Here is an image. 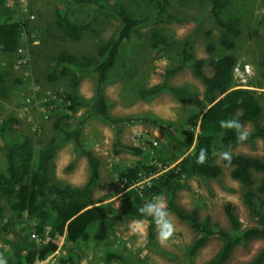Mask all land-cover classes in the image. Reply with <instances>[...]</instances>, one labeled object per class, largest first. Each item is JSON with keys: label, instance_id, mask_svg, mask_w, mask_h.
Listing matches in <instances>:
<instances>
[{"label": "rangeland", "instance_id": "obj_1", "mask_svg": "<svg viewBox=\"0 0 264 264\" xmlns=\"http://www.w3.org/2000/svg\"><path fill=\"white\" fill-rule=\"evenodd\" d=\"M171 1L188 9L197 18L194 20L176 17L166 23L146 24L138 28L121 49V56L128 59L129 67L126 68L120 56L107 74V81L103 86L107 113L113 118L127 117L128 121L115 126L116 124L93 115L87 119L79 136L81 148L91 151L98 160L99 181L93 187V197L101 200L99 204L108 206L109 216L123 211L121 195L125 190H117L116 178L125 166L139 161H153L162 169L174 163L173 152L161 150L166 143L161 131L138 118L148 116L163 122L171 121L179 129L184 126L185 117L192 111L199 110L203 103V84L194 77L188 65L168 78L171 85L187 87L188 96L184 101H179L167 91L148 98L139 96L140 89L158 83L163 78L164 68L175 65L179 60L176 43L173 46L152 48L149 45L148 29L159 28L175 42L188 39L191 46L189 52L193 57L207 59L214 52L225 51L215 49L209 53L205 49L207 41H214L217 29L206 16L207 7L203 0ZM4 2L16 11L15 17L21 24L24 23V27L22 25L21 39L16 51L0 54V70L6 72L4 95H0V121L9 116H14L17 120L16 126L6 130V137L15 139L23 135L35 146L47 145L52 136L58 135L56 123L62 115H66L65 120L71 121L72 127L76 115L84 110L80 107L79 111L77 109L71 114L66 110L68 103L62 99L63 91L68 90L69 79L49 78L52 58L61 50L84 56L86 59L93 56L97 46L114 35L119 22L110 12L94 11L88 5H73L72 12H69L71 18L87 25L75 40L54 24L55 10L61 6L57 0ZM124 4L129 10L137 9L142 12L150 9L152 1L124 0ZM239 8L241 31L232 50L236 57L233 85L249 88L254 92L262 108L259 119L264 120V1L232 0L229 14L236 16ZM204 70L209 73L208 67ZM78 76L79 82L75 91L82 98L80 103H83L93 93L94 76L83 72ZM244 125L249 131L252 129L250 123ZM116 136L120 145L114 143ZM125 145L138 146L143 152L127 150L123 147ZM79 149L72 141L61 142L49 165V177L72 184L86 180L88 162ZM220 150L214 153L213 160L208 165L209 168L217 167L218 173L215 176L191 175L176 191L175 200L185 208H196L200 218L208 215L211 221L225 231H231L223 210L226 203L233 206L240 228L255 225L256 219L242 201V193L246 187L230 176V167L221 164ZM233 151L264 158V138L256 137L243 143L237 141ZM3 166L4 159L0 152V170ZM252 174L258 177L262 172L253 170ZM140 175L132 188H139L149 181V177H144L141 173ZM261 197L263 200L260 210L264 211V193ZM0 202L3 205L0 238L11 239L23 226L33 225V219L24 215L14 216L5 206V201L1 199ZM169 212L175 232L164 246L157 240L155 223L154 234L149 238L148 222L128 216L123 220L110 219L108 234L101 242L89 238L79 245H69L60 236L56 237L60 246L57 244L58 250L45 257V264H58V255L65 244L79 254L81 264H201L208 261L221 247L222 241L212 236L194 253H187L186 246L195 232L186 222ZM46 228L45 231L48 229ZM28 237L34 242L39 240L36 235ZM262 243V239L253 238L237 244L223 264L249 260ZM105 250L119 253L122 260L105 261L102 255ZM1 254L10 257L12 251L7 249V254Z\"/></svg>", "mask_w": 264, "mask_h": 264}, {"label": "trees", "instance_id": "obj_2", "mask_svg": "<svg viewBox=\"0 0 264 264\" xmlns=\"http://www.w3.org/2000/svg\"><path fill=\"white\" fill-rule=\"evenodd\" d=\"M61 5L55 10L54 24L68 37L77 40L87 25L71 18L73 5H88L92 10H104L113 14L119 26L113 36L97 46L93 56L87 59L74 53L61 50L51 60V71L48 76L55 80L60 77L69 79L68 90L63 91L62 101L67 102L66 110L69 114L82 107L84 110L71 121H66L62 115V125L57 124L58 135L51 137L47 145L35 146L27 136H18L8 139L6 130L17 123L14 116H9L0 121V151L3 154L4 166L0 170V201L3 199L7 209L17 217L25 214L34 220V225L24 226L19 233L13 235V241L8 242L0 238V252L4 245L12 251L10 257H5L7 264H33L36 260L44 259L57 247L56 235H64L65 240L79 245L87 239L101 242L108 234L110 219L123 220L125 217H134L148 222V237L154 234L151 217L142 216L138 209L145 201L152 200L157 195H163L168 210L178 218L185 221L195 232L186 252L192 254L201 247L210 237L216 236L222 241L221 247L206 262L201 264H223L230 255L234 246L247 242L253 238L262 239L263 243L254 255L246 261L235 264H263L264 261V211L260 205L264 193V158L234 152L237 143L235 130L222 128L221 120L238 118L242 124L250 123L248 140L256 137L264 138V120H260L262 108L249 88L233 85V67L236 57L232 53L235 41L240 34V19L229 14L232 0H203L206 5V16L211 25L217 29L214 41H207L205 49L211 53L215 49L223 52H214L207 59L193 57L190 53L189 40L181 42L172 41L171 36L163 34L159 28L148 29L150 36L149 45L152 48L159 46H173L177 49L179 60L171 67L164 68L163 78L158 83L139 90L141 98L157 95L167 91L179 101H184L188 96L186 86H174L168 78L186 65L191 73L203 84L202 101L199 110L192 111L184 119V126L179 128L172 125L171 121H161L157 118L144 116L143 122L149 123L159 129L166 140L161 150L173 152L175 156L171 166L159 169L153 161H139L130 166H125L118 172L116 178L117 190H125L121 195L122 212H110L107 205L96 204L93 200V187L98 184V160L87 149H82L79 143L84 123L93 115L109 123L118 124L127 122V117H110L107 113V101L103 96V86L107 81V74L113 67L115 60L121 56V49L131 35L140 27L158 22L166 23L169 19L180 17L182 19H196L197 16L188 9L173 3L171 0L152 1L151 7L146 11L128 9L124 0H57ZM147 0H138V2ZM184 1V0H183ZM202 1V0H200ZM264 1V0H263ZM16 11L0 0V54L14 52L18 48L22 25L15 17ZM97 57V58H96ZM126 68L129 67L128 59L121 56ZM208 67L209 73L204 68ZM90 73L94 76L93 93L91 97L80 103L82 98L76 93L75 88L79 82L80 73ZM6 72L0 70V95H4V82ZM67 115V117L69 116ZM174 127V128H173ZM117 128V127H116ZM176 131V132H175ZM72 141L86 156L88 162V176L81 185H73L51 179L48 175L49 165L61 142ZM115 144H119L116 136ZM120 145V144H119ZM127 150L142 153L138 146H123ZM201 148L207 149V159L204 164H197L196 158ZM230 151L232 162L229 174L244 185L242 201L248 211L256 219L255 225L240 228V221L230 203L223 207L231 231L220 229L210 220L208 215L199 217L195 208H185L175 200L178 188L191 175L215 176L218 168H209L214 152ZM117 153V150H114ZM159 159V157L157 156ZM226 166V161L220 159ZM253 170H260L262 175L255 177ZM140 173L149 177V181L139 188L131 186L138 181ZM0 202V216H2ZM48 227L45 233L47 240L43 239V228ZM20 233L22 235H20ZM37 233V234H36ZM42 235L40 242H34L28 235ZM15 245V246H14ZM105 261L122 260L119 253L105 250ZM110 259V260H109ZM58 264H81L79 254L66 244L62 246L57 258Z\"/></svg>", "mask_w": 264, "mask_h": 264}, {"label": "clouds", "instance_id": "obj_3", "mask_svg": "<svg viewBox=\"0 0 264 264\" xmlns=\"http://www.w3.org/2000/svg\"><path fill=\"white\" fill-rule=\"evenodd\" d=\"M222 128L235 130L237 133V141L243 143L248 140L250 132L246 125L242 124L238 118L221 120ZM219 158L226 161V166L231 165L232 153L224 151L219 154ZM207 159V149L201 148L196 158L197 164H204ZM142 216L151 217L157 229V240L164 246L172 238L175 232V226L168 210L166 200L163 195H157L150 201H145L143 206L138 209ZM0 264H7V260L0 254Z\"/></svg>", "mask_w": 264, "mask_h": 264}, {"label": "crops", "instance_id": "obj_4", "mask_svg": "<svg viewBox=\"0 0 264 264\" xmlns=\"http://www.w3.org/2000/svg\"><path fill=\"white\" fill-rule=\"evenodd\" d=\"M257 97V96H256ZM258 99V98H257ZM259 101V100H258ZM260 103V102H259ZM80 109V108H79ZM79 109H78V111H79ZM82 109V108H81ZM62 120H60L58 123H56V125L57 124H60V125H62ZM13 126H16V124L15 125H13ZM83 127H85V123H84V125H83ZM83 129V128H82ZM81 135V134H80ZM56 136V135H55ZM52 137H54V136H52ZM1 138V137H0ZM8 138V137H7ZM8 139H10V138H8ZM12 139V138H11ZM33 144V143H32ZM2 144L0 143V146H1ZM37 147V146H36ZM234 149H235V147H234ZM1 152V151H0ZM217 152V151H216ZM236 152V151H235ZM2 153V152H1ZM215 153V152H214ZM219 153H221V152H219ZM241 153V152H240ZM244 154V153H243ZM3 155V154H2ZM246 155H249V154H246ZM213 156H214V154H213ZM251 156H253V155H251ZM212 160H213V157H212ZM87 176H88V174H87ZM57 179V178H56ZM86 179H87V177H86ZM59 181H61V180H59ZM85 180H83L81 183H79V184H73V185H81L83 182H84ZM237 181V180H236ZM61 182H64V181H61ZM65 183H67V182H65ZM70 184H72V183H70ZM93 200L94 201H97V203L96 204H99L98 202H100L101 200H97V199H95L94 197H93ZM247 207V206H246ZM196 209V208H195ZM197 210V209H196ZM262 211V210H261ZM173 213V212H172ZM22 215H24L25 216V214H22ZM176 216V215H175ZM17 217V216H16ZM177 217V216H176ZM178 218V217H177ZM178 219H180V218H178ZM140 220V219H139ZM181 220V219H180ZM183 221V220H182ZM120 222V221H119ZM185 222V221H184ZM33 225H34V223H33ZM33 225H26V226H28V227H30V229H29V231L32 229V226ZM24 227V226H23ZM45 228L46 227H44L43 228V239L44 240H47L48 239V237H47V235L45 234L47 231H48V227L46 228L47 229V231H45ZM37 234V233H36ZM58 236H60L61 238H63V240H65V238H64V235L62 234V235H56L54 238H53V240L55 241V238L56 237H58ZM37 237H38V242H40V240H41V237H42V235L40 236V235H37ZM60 238V239H61ZM8 242H10V241H13V237L11 238V239H9V238H5ZM66 241V240H65ZM57 244H59V246H60V243H59V241H58V239L56 238V241H55ZM67 242V241H66ZM73 243V242H72ZM71 242H68V244L69 245H71L72 244ZM68 244H66V245H68ZM15 246V245H14ZM59 246L57 245V247H56V249L54 250V251H57L58 250V248H59ZM70 248H71V246H70ZM7 249H9V247H7L6 245H4V248L1 250V252L4 254V252H5V254H7ZM54 251H52V252H54ZM1 252H0V254H1ZM52 252H50V253H52ZM59 256V255H58ZM4 258H5V256H4Z\"/></svg>", "mask_w": 264, "mask_h": 264}, {"label": "built area", "instance_id": "obj_5", "mask_svg": "<svg viewBox=\"0 0 264 264\" xmlns=\"http://www.w3.org/2000/svg\"><path fill=\"white\" fill-rule=\"evenodd\" d=\"M31 237H35V235L31 234ZM52 253H55V251ZM33 264H45V258L42 260H36Z\"/></svg>", "mask_w": 264, "mask_h": 264}]
</instances>
